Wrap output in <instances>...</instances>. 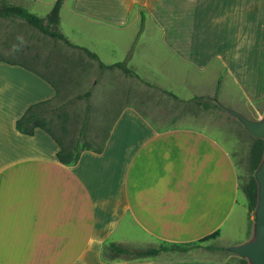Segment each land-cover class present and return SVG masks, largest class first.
Wrapping results in <instances>:
<instances>
[{
  "label": "crops",
  "instance_id": "1",
  "mask_svg": "<svg viewBox=\"0 0 264 264\" xmlns=\"http://www.w3.org/2000/svg\"><path fill=\"white\" fill-rule=\"evenodd\" d=\"M30 1L34 9L43 3ZM174 1L178 0H63L59 25L72 43L94 51L105 64L123 60L133 44L126 65L139 70L160 63L145 62V57L181 55L178 49L164 48L163 42L174 39L144 35L143 29L137 35L140 12L131 24V11L168 9ZM186 2L188 23L194 27L187 56L223 69L216 90L226 78L231 89L264 94V0ZM127 26L131 27L126 37L109 33L113 27L121 32ZM98 59L101 71L112 68H100ZM81 83L75 87L82 88ZM69 89L61 69L42 75L22 62L0 57V264H234L222 253L242 241L228 230L240 190L226 146L200 128H154L127 103L101 119L110 124L100 145H83L80 140L77 159L64 163L57 151L69 147L60 139L59 145L54 132L36 126L31 134L24 133L15 121L30 104L42 100L48 109L82 100L85 107V99L76 96L82 92L48 107ZM87 89L86 127L92 105H114L109 87L96 78ZM95 90L106 94L98 97ZM216 230V237L193 245ZM109 242L130 249L178 243L187 248L110 258Z\"/></svg>",
  "mask_w": 264,
  "mask_h": 264
},
{
  "label": "rangeland",
  "instance_id": "2",
  "mask_svg": "<svg viewBox=\"0 0 264 264\" xmlns=\"http://www.w3.org/2000/svg\"><path fill=\"white\" fill-rule=\"evenodd\" d=\"M7 1L23 4L39 15L45 14L46 8L51 4V0H43L40 8L34 9L36 4L30 0ZM168 6L172 8H144L145 23L142 34L164 35L174 39L163 42L164 48L178 49L181 57L156 59L145 57V62L160 61L161 64L137 67L139 70L131 65L138 76L125 74L118 67L101 71L96 59L89 57L81 49L44 34L19 17H0V57L22 62L25 66L40 71L42 75L53 69L57 71L61 69L65 73L70 89L48 107L58 105L64 101V98L67 100L89 87L92 89L94 78L109 87L107 94L113 99L114 105L91 106L90 118L81 139L83 145H100L102 136L110 124L101 119L110 111L118 112L127 103L144 115L148 121L151 120L150 123L154 128L191 126L207 131L220 140L232 157L240 190L239 204L228 220V230L244 241L253 234L255 208L248 209L244 186L249 176H254L256 170L251 167L249 160L254 137L236 116L223 108L222 104L235 108L248 118L259 119L264 112V94L251 96L245 88L231 89L232 82L226 78L216 90V79L223 69L215 62L208 65L202 58L194 59L187 56V49L192 48L188 38L194 33V27L193 24L188 23L186 0L174 1ZM121 13L125 11L119 10L118 14ZM138 18V8L133 9L130 14L131 24H134L135 22L132 21ZM63 26L66 28L64 21ZM130 27L127 26L121 32L113 27L109 33L115 34L118 38L126 37ZM74 35L72 38H76ZM146 44L154 43L146 42ZM116 56L123 55L117 53ZM80 80L82 88H76L75 84L80 83ZM95 92L98 93V97L103 93L106 94L102 90ZM115 102H120V105L117 106ZM83 113L84 100L77 105H65L46 116V126L66 147H70L78 139ZM262 139L264 142V138ZM222 253L234 264H240L239 259L243 258L228 249Z\"/></svg>",
  "mask_w": 264,
  "mask_h": 264
},
{
  "label": "trees",
  "instance_id": "3",
  "mask_svg": "<svg viewBox=\"0 0 264 264\" xmlns=\"http://www.w3.org/2000/svg\"><path fill=\"white\" fill-rule=\"evenodd\" d=\"M62 1L63 0H54L49 11L44 16H41L35 13L34 11L29 10L27 7H25L22 4L9 2L7 0H0V17L22 18L28 24L34 26L44 34L60 39L68 45L81 47L90 57L98 59V56L94 51L88 49L87 47H82L75 43H72L67 38V36L61 31L59 25V10ZM139 12H140V25L137 31V35L142 31L144 25V19H145L144 11L139 10ZM132 48H133V44L127 51L124 59L120 61H116L114 63L105 64L98 59L100 68L117 66L121 68L123 72L126 74L138 76V74L132 68L126 65L127 59L131 55ZM89 94H90V90L87 89L84 92L76 95L77 97H83L85 99L84 116H83L82 124L80 126L79 136L83 135V132L86 127V120L89 112V102H88ZM58 108L60 107L57 106L55 108L48 109L45 106V100L32 103L25 109V111L21 114V116L16 119L15 121L16 128L19 131L28 134H31L36 126L42 127L45 130L49 131V129L46 126V120L44 119V114L47 112L58 110ZM55 139L60 145L61 144L60 140L57 137H55ZM80 140L81 138H78L69 148L61 147L57 151L58 158L64 163L74 162L78 157ZM263 151H264L263 139L254 138L251 146L250 157H249L250 164L253 169H255L258 166L260 160L262 159ZM244 192L247 198L248 209L249 210L254 209L257 203V182L254 176L252 175L249 176L244 186ZM217 235H218V231L216 230L204 237H201L200 239H198L196 243H193V245L208 240L210 238H214ZM209 247H211V245H209ZM185 248L187 247H184L181 243H178V244H173L172 246L160 245L159 247H153V248L130 249L129 247L124 246L120 243L109 242L107 245L106 254L110 258H115L118 256L141 257V256L155 254L160 250H165V249L183 250ZM239 263L249 264L245 258H240ZM73 264H81V263H73Z\"/></svg>",
  "mask_w": 264,
  "mask_h": 264
},
{
  "label": "water",
  "instance_id": "4",
  "mask_svg": "<svg viewBox=\"0 0 264 264\" xmlns=\"http://www.w3.org/2000/svg\"><path fill=\"white\" fill-rule=\"evenodd\" d=\"M222 106L236 116L254 138H264V112L261 118L252 119L232 107ZM254 178L257 182V203L254 209L252 237L226 248L246 258L249 264H264V151L254 172Z\"/></svg>",
  "mask_w": 264,
  "mask_h": 264
}]
</instances>
